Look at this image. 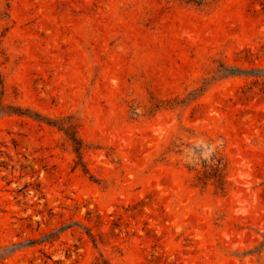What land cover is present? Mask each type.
Returning <instances> with one entry per match:
<instances>
[{
	"label": "rangeland",
	"instance_id": "374dc122",
	"mask_svg": "<svg viewBox=\"0 0 264 264\" xmlns=\"http://www.w3.org/2000/svg\"><path fill=\"white\" fill-rule=\"evenodd\" d=\"M1 105L0 264H264V0H0Z\"/></svg>",
	"mask_w": 264,
	"mask_h": 264
},
{
	"label": "trees",
	"instance_id": "16d2710c",
	"mask_svg": "<svg viewBox=\"0 0 264 264\" xmlns=\"http://www.w3.org/2000/svg\"><path fill=\"white\" fill-rule=\"evenodd\" d=\"M0 110L3 113L13 112L18 114L33 116L36 119L43 120L52 125H56L60 129L64 130L68 139L71 141V144L73 145L75 152L78 155V160L76 161V165H82L84 167V170L88 171V168L86 167V164L83 160L84 151L88 147V145L78 134L77 123L73 115H64L58 118H49L47 116L42 115L39 112H33L30 108H23L21 106H14L12 110H5V107L1 105ZM220 163H221L220 161L211 163V168L214 172H219Z\"/></svg>",
	"mask_w": 264,
	"mask_h": 264
}]
</instances>
